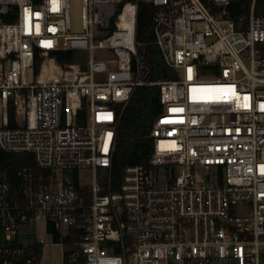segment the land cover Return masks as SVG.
Here are the masks:
<instances>
[{"label": "built area", "instance_id": "1", "mask_svg": "<svg viewBox=\"0 0 264 264\" xmlns=\"http://www.w3.org/2000/svg\"><path fill=\"white\" fill-rule=\"evenodd\" d=\"M140 1L155 8L153 44L177 78L150 80ZM257 6L0 0V147L35 160L15 189L0 172V264H264ZM59 51L77 57L59 66ZM154 83L162 107L149 160L115 180L121 116L135 89ZM43 224L67 245L61 261L42 256Z\"/></svg>", "mask_w": 264, "mask_h": 264}, {"label": "trees", "instance_id": "2", "mask_svg": "<svg viewBox=\"0 0 264 264\" xmlns=\"http://www.w3.org/2000/svg\"><path fill=\"white\" fill-rule=\"evenodd\" d=\"M155 8L150 2L140 1L137 37L147 43V56L151 68V81L174 79L177 71L168 66L158 46L153 44V12ZM257 14H264V0H258ZM52 62L63 65L75 61L76 52L59 51L51 54ZM40 62L37 60L36 70L39 71ZM161 90L159 84H145L138 86L120 119L118 141L113 154L112 174L119 180L129 165L147 163L153 150V139L150 132L153 123L161 111ZM34 156L29 152L12 153L0 147V172H8L11 186L16 188L18 171L26 165L34 164Z\"/></svg>", "mask_w": 264, "mask_h": 264}, {"label": "rangeland", "instance_id": "3", "mask_svg": "<svg viewBox=\"0 0 264 264\" xmlns=\"http://www.w3.org/2000/svg\"><path fill=\"white\" fill-rule=\"evenodd\" d=\"M77 54L81 55L82 62L84 64H87L89 57H90V51L86 49H79L76 51ZM95 54L103 55V52L96 51ZM41 236L43 237L45 248L43 251V258L48 260H55V261H61L63 257V250L67 247L64 243H55L51 235L49 234L46 225L41 226Z\"/></svg>", "mask_w": 264, "mask_h": 264}]
</instances>
